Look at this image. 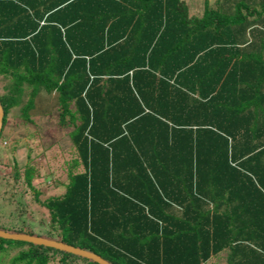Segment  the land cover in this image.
<instances>
[{
  "label": "trees",
  "instance_id": "obj_1",
  "mask_svg": "<svg viewBox=\"0 0 264 264\" xmlns=\"http://www.w3.org/2000/svg\"><path fill=\"white\" fill-rule=\"evenodd\" d=\"M193 1L0 0V143L43 121L70 144L0 169V229L111 264H264V0ZM0 264L98 263L0 237Z\"/></svg>",
  "mask_w": 264,
  "mask_h": 264
},
{
  "label": "rangeland",
  "instance_id": "obj_2",
  "mask_svg": "<svg viewBox=\"0 0 264 264\" xmlns=\"http://www.w3.org/2000/svg\"><path fill=\"white\" fill-rule=\"evenodd\" d=\"M185 1L191 2L192 0H185ZM191 4H192L191 7L193 6V9L191 8V10H193L192 12L195 14L200 13V10L202 8L201 0H194ZM0 88H1V83H0ZM41 123H42L41 125L38 123V125H39L38 127L36 125H34V126L29 125L26 127V126L21 125V124L20 125L16 124L15 131H13L14 133H10L11 128L9 127L7 129V134L9 133V137L4 138L2 140V143H0V160L5 159V162H6V160H8V162H9V160L11 161V157H14V158H16V162L18 163V165L22 166L27 161V158H26L27 148L31 147V149H32L31 152L34 154L35 161H38L41 166H44L43 168H46V169L49 168V170H51L50 166H53V169H54V166H58L61 164L64 167L63 160L66 159L68 156V152H67L68 149L67 148H69L68 146L70 145L68 142L67 135L65 133L66 130L64 128L61 129L60 127L55 128V130H57L55 133L56 135L55 136L53 135L54 137L47 136L48 134H47L46 130L48 129V127H53L54 125L56 126V122H54L55 123L54 124L52 122L41 121ZM8 126H10V125H8ZM51 130H52V128H51ZM44 131H46V132H44ZM58 131H60L61 133ZM39 133H41L40 134L41 138H47V140L43 141L45 143V144H43L44 145L43 147L47 148V145L49 146L48 149L44 148L46 150L45 152L40 151V149H41V146H39L40 143H39V145H37L38 139H39L38 138ZM58 138L60 140H58L56 142V144L52 145L51 144L52 141L54 139H58ZM50 145H52V146H50ZM3 155H4V157H3ZM64 161H67V160H64ZM5 162L0 163V169L4 168L3 170H6V171L12 170V165H10L11 163L10 162L5 163ZM2 166H4V167H2ZM64 171H65V169L61 170V171H60V169L58 170V172H59L58 176H60L61 180H64V178H65L64 177L65 173H63ZM2 173H3V171L1 170L0 175ZM55 174H57V173H55ZM47 185H49V186L52 185V184H50V179H48L47 182H45L43 185H41L40 189L46 191V193H49L48 191H50V190L47 189ZM49 186H48V188H49ZM18 188L16 189L14 187V188H12V191L16 192V190H18ZM5 189H7V187H5ZM9 195L11 198L13 197V195H11L10 193H9ZM4 197L0 200V204L3 203V205H6L8 203V201H6L8 199V196L4 195ZM11 211H13V204L9 205L8 209L5 210V212L7 214ZM15 214H16V212H14V215ZM223 259H224V254H220L218 256V258L214 259L210 264H222Z\"/></svg>",
  "mask_w": 264,
  "mask_h": 264
},
{
  "label": "water",
  "instance_id": "obj_3",
  "mask_svg": "<svg viewBox=\"0 0 264 264\" xmlns=\"http://www.w3.org/2000/svg\"><path fill=\"white\" fill-rule=\"evenodd\" d=\"M1 118H2V108L0 106V126H1ZM0 237L14 239V240H22V241L31 242L37 245L53 247L61 251H65V252H69L75 255H79L81 257H85L89 260L97 262L98 264H111L107 260L103 259L101 256L91 251H87L85 249L72 246L70 244H67L57 239H51V238H47L44 236L28 234L24 232L6 231L3 229H0Z\"/></svg>",
  "mask_w": 264,
  "mask_h": 264
}]
</instances>
